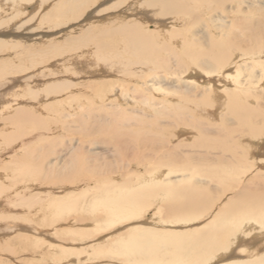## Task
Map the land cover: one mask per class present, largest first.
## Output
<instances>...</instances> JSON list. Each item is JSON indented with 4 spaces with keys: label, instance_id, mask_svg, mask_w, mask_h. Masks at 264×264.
<instances>
[{
    "label": "bare ground",
    "instance_id": "obj_1",
    "mask_svg": "<svg viewBox=\"0 0 264 264\" xmlns=\"http://www.w3.org/2000/svg\"><path fill=\"white\" fill-rule=\"evenodd\" d=\"M96 1L98 0H37L38 3H36L35 0H0V28L6 26L9 23H12L20 15L26 13L27 10L31 13V15L36 14V16L31 17V19L38 16L37 19H40L41 23L44 22L45 25L47 24L48 28L52 29L54 27H58L59 30L61 27L68 24L70 25V23L72 22L74 24L76 20L84 17L82 23H78V25H74L72 27L73 29L81 25L80 27L83 28V31H76L75 35L70 36L71 34L68 35L67 31L70 32V30L72 29H70V27V30L62 28L60 31H58V34H62L60 39H63V43L50 45L47 44L46 48H37L36 51H34L36 56L43 58L51 53L60 51L66 52L68 50L69 52H71L70 50L73 49L77 50L79 55L87 53L89 56H91L93 53H95L96 55L94 54L91 57L90 63L96 64L98 67H100V64L107 63L105 70L103 71L104 76L102 77L98 75L100 77L98 81H101V83L92 85L90 84L92 83L91 81L89 83V87L92 90L90 91V100L93 104V110L95 109L97 111L96 116L98 117H96L95 114H90V111L88 110L89 108H87V110L89 111V115H87V117L89 116L90 119L92 117L96 124H98L99 129L98 127L94 126L95 123H91V127L89 128L81 127V130L84 131V140L79 139L73 140V142H68V144L64 146L62 152H59L56 157L50 159V161L46 162L45 164L43 163L35 166V164H31L35 161L29 162V160L24 159L26 161L23 162L20 161V158L14 155L13 158L9 157L12 161L8 159V162L10 161L9 164L12 166V169L9 167L11 170L7 168L10 172L6 169V167L4 169H1L0 192H4V189L6 188L5 185H7L6 182H11V186H16L17 184L24 182V185H22L20 191L16 190V197L14 199L11 198L10 200H13L15 202L20 201L18 203L19 205L15 206L17 207V210L15 209L14 211H16L17 214H22V216L24 215L23 220L25 221L24 223H26V225L23 226H9L8 224H6L4 232L6 233V231H8L11 234H15L16 232H18L21 234V236L22 233H36L39 235L44 233L46 229L44 230L41 225H44L42 224V221H44L45 218L43 217L44 213H46V211L48 212V208L45 206V204L47 203L46 201H48L49 198L51 199V207L53 210L57 209L58 212H62L64 210L70 211L75 209L76 212L78 211L77 204L78 200H80L78 196L81 195H74L73 193V195H71V193H68L73 191L74 189H77V187L73 188L72 186L63 184L61 186L63 188L60 187L59 189H57L56 187H53L45 189L42 187L46 186L47 183L43 184V182H47L49 180V184L54 179H62L63 177L65 179H67L68 177L70 178V175H73L75 170L80 169L91 172L96 176L103 175L104 171H106V175L108 172V177L103 179L102 185L96 184L95 186V189L96 187L98 189H103L105 191V195L103 199H100L98 201L96 200L97 204L95 206H97V208L98 206H100L101 208H104L103 211L106 210L108 212L109 215H107L105 218H109V221H106L107 223L109 222L110 225L115 222L117 223L116 226L121 227L125 223H127L136 226V228L132 230L130 229L128 233L120 237L121 239L119 240V248L117 250H113L111 247L104 248L103 245L100 247H91L92 249L101 250V253L108 255L115 254L119 256V259L122 262L127 263L131 260L136 264H264V165H259L260 167L258 168L257 166L256 168H253L254 165L248 167L249 161L247 160L249 154L251 155V153H249V148L259 147L262 137H264V1L251 0L248 2L247 0H238L237 5L235 2V5L230 6L231 8L235 9L236 7L237 9L239 8V5L241 3L244 4L247 2L248 6L252 5L253 7L256 6V4L258 6L255 7V9L257 13H259L261 19L258 22L259 26L251 29L252 27L247 22L245 23L246 25L244 23L241 24V30L243 31L241 33H245V35H243L245 37V40L238 41V38L237 40H232L236 37V35H232L233 37L229 36L230 39L228 38L227 42L222 39H217V41H215L213 40V38H211L210 33H207L206 31L205 34L208 35V40H206L205 42L206 48L202 49L201 51L197 49L198 53H192L193 51L190 50L185 51L183 53L185 59L182 58L183 55L181 57V55L179 56L177 54L178 52L176 50H173L176 46V43H174L175 46H173V49L171 48L169 50H165L166 45L163 44H165L166 42H160L167 36H171L170 39H172V32L175 29H178L175 28L177 25L173 22L174 20H176V17L174 18L173 16H168L165 17L162 22L159 21L160 23H162L161 29L158 27L161 32H157L159 37H161L160 40H157V37H153V33L157 29V25L156 27L151 26L150 29L143 26V24L147 23V20H150L149 18H147V15L150 14L151 16L152 14H176L177 12H180L182 10L187 13L189 10L186 9L188 8V5L193 1L196 2L199 0H133V5L136 4L137 7L135 6V9H139L138 13L142 16L140 19L143 22L138 18H134L133 16L128 17V14H126V10L124 12L121 10V13H117L115 15H95L98 14V11L96 12V10L98 9L96 8V10H94L92 6ZM126 1L127 0H119V2H117L116 0L117 3L114 1L115 4L113 1H110L108 4L102 2L100 6H104L105 9V7H107L108 5L109 9L107 10H110L111 8L112 10L115 9L116 11V8H119L120 6L125 4ZM213 1L222 4L226 1L229 2V0ZM50 3L51 6L49 5ZM23 6H26L27 8ZM45 6H50V8L48 7L49 11L45 9L47 8ZM41 8L43 9L40 10ZM8 9H10V11L11 9L14 10L9 12V14L4 15V13L7 12ZM129 10L134 11V9L130 8ZM103 13L107 14L108 12L103 11ZM26 17L27 21H30V18L28 19V14L26 15ZM199 18L200 17H197V20ZM117 19L119 22L115 23ZM218 19L222 22V25H225L224 20L221 17H218ZM177 20H179V18ZM27 21L26 19H24V21L21 20L18 23L15 22V24H12L10 26H12L13 28V26L17 24L16 28H18L19 25V27H22L23 23H28ZM97 24L103 25V28L98 31L99 33L94 29L96 28L94 26H97ZM174 32H176V30ZM2 33H0L1 36ZM202 33V38L206 39V37H204V32ZM241 33L240 35L242 36ZM6 34L8 33H5V37ZM55 34H57V32ZM106 35L119 36L120 41H118L121 45L119 47L117 46V48L115 49L116 52H114L117 54H121L119 63L113 61V59H116V57L114 56L115 54H112V52L111 54H103V52L105 51L102 38ZM1 36L0 52L7 46L14 50L22 47L26 48L23 46L24 43L20 44L10 41V37H15L16 35H7L6 39ZM47 36L51 35L47 34ZM39 38L36 39L39 40ZM175 38L176 37H174L173 39ZM19 42L21 41L19 40ZM91 44L93 45V47H89L92 46ZM189 45L190 43H188V41L183 40L180 47L191 48L189 47ZM31 50L33 51V49ZM161 52H167L166 56L163 57L162 55L161 57ZM80 57L82 58L83 56ZM34 58L35 57H33V59L31 60H34ZM185 60H188L189 64H186L187 62ZM84 63L88 64L89 62ZM4 64L5 62H0V87L10 82L13 83L14 78H10V72L12 70L21 72V69L18 67L8 68L7 64ZM70 64L72 66L74 65L75 68L84 71L85 67L83 69H80V67H76L78 64H82L79 61H72ZM85 64H83V66ZM115 64L119 65V68H117ZM64 66L68 68L69 65ZM106 68H108L109 70ZM191 68L196 70L195 75H191V73L195 72V70H192ZM48 69L49 71L52 70L50 68ZM200 70L204 72V76H201L199 74ZM185 72L188 74V77L182 75V73ZM50 73L51 75L57 74V71L52 70L50 71ZM74 73L76 74V72ZM156 73L161 75L158 76V74ZM42 74L44 76L46 73L42 72ZM242 75L244 77L243 79L241 78ZM46 76L47 75H45V78ZM101 77L107 79L109 78V80L104 83ZM175 78L177 79L175 80L176 83L179 85L178 91H176L177 86L174 90L171 89L173 88L171 85V81H174ZM17 79L19 78H16V80ZM139 79L141 80V84H138ZM220 84L224 86L221 91L219 90ZM106 85L110 86L106 88ZM162 85H167L170 87V89H163ZM30 86L31 85H29V87ZM35 87L37 88L36 85L34 86V88ZM70 87L71 86L69 85V82L67 80H61L58 78L54 83L49 84V86L47 87V91H44H46V94L48 95L58 93L60 94L65 90V92L67 93ZM10 90H12L11 84ZM38 90L39 89L37 88V91ZM177 92H179L180 94H178ZM26 94L25 96L28 99V95ZM160 94L162 95L161 97L159 96ZM213 94H215V99L218 101H216L217 104H215L214 101L215 105L211 104L209 106V109L201 110L200 104H208L207 101L210 97L212 98ZM39 95L40 93H38V97ZM83 95H85L84 92ZM174 96H176V101H174ZM256 97H259L260 99ZM32 98L36 99L37 97L35 98V96H33L32 94L31 100ZM55 98L58 97L54 95L52 97H48L47 95H45L44 99L38 102L34 101L33 103L31 101V103H26V100V102H13L15 101V99H13V101H11L12 103H10L9 100H6L4 102L3 100H1L0 119H4L9 123V125H14L15 128L16 126H20L22 128V126L24 127L32 124L35 127L38 125L42 126V120L45 116H47V113L42 108L44 106L43 104L44 102H47L49 100H51L50 102H52ZM177 99H179V101H177ZM59 100L62 101V99ZM28 105L32 106L33 111L29 109V107H25ZM260 107L262 108L259 109ZM48 108L49 107H47V110L52 109L51 106L49 109ZM66 108L67 107L63 109ZM73 108L74 110L77 109L82 112L85 107H83V104H79L77 106H73ZM191 108L196 112L200 110L199 115H204V119H206L204 120V123L198 122L196 119L197 117L195 118L192 114H190ZM13 110L14 112H12ZM217 110H219V114L217 113ZM225 110L226 113H224ZM100 114H102L101 119ZM77 115L79 119L78 122L82 123V125L84 126L85 121L83 122L82 119V117L84 116L76 114L73 111L69 110L63 114V116L67 119L70 117H76ZM3 117L8 118L5 119ZM113 117L120 119V121H116V119H114L116 121H114V123L119 125L120 128L123 129L115 130V128H113L114 123L108 122ZM160 117L168 118V120L160 121ZM162 118L161 120H163ZM178 123L185 124H183V126H178ZM130 126H132L133 128H130ZM172 126L176 127V130L174 132L176 142L183 141L184 143L185 141H190L191 139L196 137L195 140H192L194 141V143H197L195 145L196 147L205 146L208 150H216L211 153L208 152V155H205L208 159V161L206 162V164H208L207 166H205L206 168H195V165L204 166L205 164L204 158H199V155L197 158L192 157L197 163L192 162L190 164L191 166L189 164H185L183 166V163H185L183 159L179 160L172 158L169 159L166 163L167 166L172 168H165L164 171H161L162 168H157L160 171H157L153 174H144L143 176L141 175L142 178L139 179V182L137 181V183L139 184H136L137 186L134 185V187H130L128 185L130 183V181H128L127 179L129 178V176L124 177L123 172L119 171L118 169V171L116 169H113L118 163H114V166L111 161L103 160L105 163L103 162L104 164L101 166L98 165V168H91L90 166L89 168H77L80 167V155H85L87 158H89V161L97 157L95 156L97 154L91 152L92 148H90L92 145L97 144V141L88 139V137L93 135V131L91 129H97V131H99V134L101 130H105L106 133V130L108 131L111 129L120 133L122 132L121 135L123 136L124 144H133L135 140L141 139V146H143L142 148L144 153L143 155H146L145 157L149 155H157L155 159L159 158V160H162L164 154H174L176 150L175 147L170 148L167 145V137L169 135L168 129H170ZM234 126L235 128L233 129ZM234 132L241 133L242 135L238 134V136L245 139H242L241 142L237 144V142H234L236 138V136L233 135ZM200 133L204 137L203 139L202 136H199L198 138V135ZM35 134L36 135L32 137L33 140H40L42 138V135L40 133L36 132ZM114 134L115 137H119L116 132H114ZM10 136H12V134H10ZM190 136L192 137L191 139L189 138ZM210 136L214 137L211 138ZM247 137L249 138V141ZM107 142L109 143V141ZM51 144L52 143H50L49 148L46 149L47 154L50 153V150L53 147V145ZM7 147L5 148L8 150L7 153H9V146ZM186 147L190 148V144L186 145ZM39 148H41L40 151L44 149H42V147ZM15 151L17 152L16 149ZM108 151L112 150L107 149L104 150L103 153H106ZM23 152L26 153V151ZM34 152L37 151L34 150ZM254 152L257 153V151ZM227 153H229V155H227ZM253 156L251 155V157ZM28 157L31 156L29 155ZM29 159L31 160V158ZM155 159H150V163L152 165L154 164ZM164 164L159 161L160 166ZM125 166H122V168H125ZM118 168H121V166H118ZM186 170L190 172H186ZM184 172L185 174H183ZM176 173H179V175H173ZM168 176L175 177L176 179L170 181ZM194 176H204L205 179H193ZM165 178L166 181H163ZM118 180H120L119 183ZM212 181L215 183V192L216 190L222 191L232 189L234 191V193L229 197H226V199L215 210H212V206L217 195H215V193L211 192L209 189H206L204 187L205 185L203 186L201 184H207L208 182ZM19 186L21 187V185ZM28 189H30L31 192H34L27 197L25 196V191ZM64 192L65 194H63ZM51 196L56 197H54L53 199ZM7 198H10L9 195H6L4 197V202L2 201L3 204L5 203L4 205H11L13 202L8 201ZM16 198H19L20 200H16ZM154 205L156 206V210H154L152 214L151 210H153ZM151 207L152 209L149 210L151 212V215H148L147 220L151 221L156 216V219L158 220L157 227L160 226L161 230L153 231L143 227L149 226V224L148 226L145 225L147 224V221L143 220H145L146 215L148 214L147 212H149L148 209H150ZM202 211H204L208 216H206V218H204L203 220L195 218ZM34 216L36 218L39 217L41 223H39V221H32ZM191 217L195 219H191ZM15 219L17 218L15 217ZM134 221L138 222L134 224ZM194 221H197L198 223L193 224L192 222ZM203 221L204 223L201 226L199 222ZM180 224H187V226L193 225V227L197 228H195L194 230L191 229L192 231L184 233L183 231L174 233L173 231L164 230L169 226L175 228V226ZM83 225L86 226L85 223ZM91 225L93 226H87V229L86 227H83L84 229L80 228V230L78 231L71 230V232L74 236L80 238L88 237L87 235H92V233H96V231L98 230L96 222H93V224ZM126 227H123L121 229H126ZM55 231H53L52 229L47 233L52 236V234L55 235ZM4 232L0 234V237L7 234H5ZM36 234L34 236H36ZM23 239H19V241H16V244L20 249L23 245L25 246V244L23 243ZM92 243L94 244V242H90L88 245L92 246ZM234 246H237L238 248L236 252L234 251L235 253L233 252Z\"/></svg>",
    "mask_w": 264,
    "mask_h": 264
},
{
    "label": "rangeland",
    "instance_id": "obj_2",
    "mask_svg": "<svg viewBox=\"0 0 264 264\" xmlns=\"http://www.w3.org/2000/svg\"><path fill=\"white\" fill-rule=\"evenodd\" d=\"M98 1H96L94 3V5L92 6L94 8V10H96V8L98 9V10H96V12L98 11V14H95V15H99V16L115 15L117 13H121L122 11L124 12L126 10V14H128V17L133 16L134 18H138L140 21H142L140 19L142 16L138 13L139 9L138 10L135 9L136 4L134 3L135 5H133V2H132L133 0H127L125 2V4H123L119 8H116V11H115V9L112 10L111 8H110V10H107V9H109L108 5H107V7H105V9H104V6L103 7H102V5L100 6V4H102V2L108 4L110 1H113V2L115 1L116 2V0H98ZM212 1L213 0H199V1H196L197 3L195 1H193V2L190 1L191 4H189L188 8H186L187 10L189 9L187 13H185V11L182 10L180 12H177L176 14L175 13H171V14H161V15H158V14L153 15L152 14V16H151V14L147 15V18L150 19V20H147V23H148L149 26L147 25V23H144L143 26L151 29V26H155L156 27V25H157V27H156L157 29L153 33V35H154L153 37H157V40H160L161 37H159V35H158V33L161 32L160 29L162 27V23H160V22H162L163 19L165 17H168V16H173L174 18L176 17L175 18L176 20H174L173 22H174V24L177 25L175 28H178V29H175L176 32H174L175 30L172 32L173 33L172 39H170L171 36H167L168 38L166 37L165 39L161 40L160 42L164 41V42L167 43V44L166 43L163 44V45H166L165 46V50H167V49L169 50L171 48L173 49V46L176 45L173 50L174 51L176 50L178 52L177 54L179 56L181 55V57H182V55H183V53L185 51L190 50V51H193L192 53H198L197 49L199 51H201L202 49L206 48L205 42H206V40H208V38H207L208 35L205 34L206 31H207V33H210L211 38H213V40H215V41H217V39L218 40L222 39V40H225V42H227L228 38L230 39L229 36H232V35H234V36L236 35L235 39H232V40H237V38H238V41H241V40H245V37L243 36V35H245V33H241V32H243L241 30L242 29V26H241L242 23L245 24L247 22L252 27L251 29L255 28L256 26H259L258 22L261 19H260L259 13H257V11L255 9V7H258L257 4H256V6H253V7H252V5H250V6L247 5V3L249 1H251V0H247L248 2L244 3V4L241 3L239 5V8H237V9H236V7L234 9V8H231L230 6L235 5V2H236V5H237L238 0H229V2L226 1L223 4L215 2V1H213L214 2L213 3ZM255 1H264V0H255ZM35 2L38 3L37 0H35ZM115 2H114V4H115ZM117 2H119V0H117ZM49 5L51 6V3ZM103 5H105V4H103ZM50 6H45L47 8H45V7H43V8H45L46 10L49 11ZM220 6H222V7H220ZM23 7H26V6H23ZM43 8H41L40 10H42ZM129 8L130 9H134V11L133 10H129ZM248 9H250V10H248ZM13 10L11 9V11H13ZM11 11H10V9H8L7 12L4 13V15L9 14V12H11ZM103 11H106L108 13L104 14ZM27 14L29 15L28 19L30 18V21H27V17H26ZM30 15H31V13L27 10L26 13H23L22 15H20L21 17L19 16L12 23H9L6 26H3L4 28L3 27L0 28V33L3 32L2 33L3 38L6 39L7 35H10V36L11 35L12 36L16 35L15 37H10V39H11L10 41H13L15 43H20V44L24 43L23 46L26 47V48H23L21 46L22 48H17V49L14 50V49L10 48L9 46H7L5 49H3L0 52V54H1L0 55V62H5V64H7L8 68L9 67L10 68L11 67H13V68L18 67V68L21 69V72L20 71L16 72L15 70H12L10 72V78L11 77L14 78L13 83L10 82V83H8L9 85L6 84V85H2L0 87V101L3 100V102H4L6 100H9V102L12 103L11 101H13V99H15V101H13V102L25 101L26 100L27 101V102L25 101L26 103H31V102L33 103L34 101L38 102V101L44 99L45 95H47L48 97H52L54 95V96H57L58 98L53 99L52 102H50L51 100H49L47 102H44V104H43L44 106L43 105H42L43 107L41 106L44 109V111L47 113V116H45L43 118V120H42L43 121L42 122V126L38 125V126L35 127L32 124L33 126L32 125L24 126V127L22 126V128L20 126L19 127L16 126V128H15L14 125H11V124L9 125V123L7 121H5L4 119H0V127H1L0 128V172H1V169L2 168L4 169L5 167H6V169L7 168L8 169H10V168L12 169V166L9 164L10 161L8 162V159L11 160L10 158H13L14 155L17 156L18 158H20V161H23V162H25L26 160H29V162L35 161V162L31 163L33 165L35 164V166H38V165L43 164V163L45 164L46 162L50 161V159H53L54 157H56V155L59 152H62V150L64 149V146L66 144H68V142H73V140H79V139H83L84 140V135H83L84 131L81 130V127L89 128V127H91V123L92 124L95 123L94 126L98 127V124H96V122L91 117V115H90L91 119L89 118V116L87 117V115H89L88 114L89 111H90V114H95V116L97 115L96 114L97 111L95 109L93 110V104H92V102L90 100L91 99V95H90L91 92L90 91H92V90H91V88L89 86H90V84L92 85V84L101 83V81H98L99 78H100L98 75H100L102 77L104 76L103 71L105 70V67H106L107 63L100 64V67H98L96 64L90 63L91 57L95 53H93L91 56H89L87 53H83L82 55H79L78 51L77 50H73V49L70 50L71 52H69V50H68L66 52L60 51V52H56V53H51V54H48V56L43 57V58H40V57L36 56V54L34 52V51H36L37 48H41V47L42 48H46L47 44L48 45L57 44V43L58 44H62L63 43V39H60L62 34L61 33L58 34V31H60L62 28H65V29L68 30L69 27H70V29H72V27L74 25H78V23H82V20H83L84 17L83 18H79L78 20H76L74 22V24L72 22V23H70V25L68 24L66 26L61 27L60 30H59L58 27H54L52 29L48 28L47 24L45 25L44 22L41 23V20L37 19L38 16L36 18L31 19V17L36 16V14H32L31 16ZM193 15H196V16H193ZM99 16H97V17H99ZM250 16L253 17V18H251ZM197 17H200V18L197 20ZM218 17H221L224 20L225 25H222V22L218 19ZM178 18H179V20H177ZM246 18H247V20H246ZM24 19H26V21L28 23H26V22H25L26 24L23 23L22 27H19L20 26L19 25L18 28H16L17 24L14 25L13 28H12V26H10L12 24H15V22L18 23L21 20L24 21ZM118 22L119 21L117 19V21H115V23H118ZM156 22H157V24H156ZM39 26H41V27H39ZM80 26L73 28L72 29L73 31L69 29L70 32L67 31L68 32L67 34L68 35L71 34L70 36H72V35H75L76 31H80V32L83 31L82 30L83 28L80 27ZM100 26H102V27H100ZM66 27H68V28H66ZM94 27H96V28H94L95 31L98 32L100 29L103 28V25L102 24H97V26H94ZM158 27L160 29H158ZM104 29H105V27H104ZM194 29H195V31H194ZM148 31H150V30H148ZM199 31L204 32V37H206V39L202 38L203 37V33L199 32ZM56 32H57V34H55ZM244 32H245V30H244ZM5 33H8V34H6V37H5ZM44 33H45L46 36L44 35ZM192 33L195 34V35H193ZM240 33L242 34V36L240 35ZM47 34L51 35L52 37L51 36H47ZM56 35H57V37H56ZM39 36H40V38H39ZM22 37H24V38H22ZM35 37L39 38V40L36 39ZM174 37H176V38L173 39ZM192 37H193V39H192ZM199 37H200V39H199ZM17 38L21 42H19V40ZM34 39H36V40H34ZM48 39H49V41H48ZM23 40H24V42H23ZM118 40L120 41L119 36H117V35H111V36L106 35V36H104L102 38V42L104 44V51H105V52H103V54L104 55L107 54V53L111 54V52H112V54L113 55L115 54L114 56L116 57V59L114 58L113 61H115L117 63H119V59H121V54L114 53V52H116L115 49L117 48V46L119 47L121 45ZM177 40H179L180 42L177 41ZM183 40L188 41V43H190L189 47H191V48L180 47V45H182V41ZM190 40H192V41H190ZM31 42H34V43H31ZM38 43H40V44H38ZM174 43H176V44L174 45ZM34 44H37V45H34ZM89 47H93V45L89 46ZM166 47H168V48H166ZM176 47L179 48V49H177ZM31 49H33V51ZM183 49H184V51H183ZM22 50H24V51H22ZM163 53L164 52H161V54H160L161 57H162V55H163V57H165L166 54H167V52L164 53L165 55ZM1 56H2V58H1ZM32 56L35 57L34 60H31V59H33ZM50 56H52V57H50ZM80 56H83V57L81 58ZM85 57H86V59H85ZM88 57H89V59H88ZM182 58L185 59V56L183 55ZM35 59H37V60H35ZM77 60L80 63H82V64H78L77 66L76 65L75 66L78 67V68L80 67V69H83L85 67L84 71H86V72H84L83 70L81 71V70L75 68L74 65L72 66L70 64L72 61L78 62ZM84 60H86V61H84ZM185 61L187 62L186 64H189L188 60H185ZM84 62H86V63L89 62V63L85 64ZM83 64H85V65L83 66ZM64 65H67V66L69 65V66L67 68ZM32 66L35 67V68H33ZM101 66H102V69H101ZM115 66L117 68H119V65L115 64ZM88 67H90L92 70L90 68H88ZM48 68L52 69L53 71H57V74H52L53 75L52 76L51 73H50V71H52V70L49 71ZM106 69H108V68H106ZM192 70H195V69H192ZM63 71H64V73H63ZM42 72L46 73L45 74V75H47L46 78H45V75L43 76ZM58 72H59V74H58ZM74 72H76V74ZM82 72H84V73H82ZM17 73H19V74H17ZM34 73H36V74H34ZM195 73H196V70H195V72L191 73V75H195ZM197 73H198V70H197ZM203 73L204 72L202 70L199 71V74L201 76H204ZM89 74H91L92 76L89 75ZM156 74H158V73H156ZM95 75H96V77H95ZM159 75H161V74H158V76ZM182 75L185 76V77H188L187 76L188 74L186 72L182 73ZM105 76H106V74H105ZM7 77H8V75H7ZM102 77H101V79H103L102 81H104V83H106L107 80H109V78L107 79V78H102ZM16 78H19V79L16 80ZM31 78H33V79H31ZM58 78L61 79V80H67L71 87L69 88L67 93L65 92L66 91L65 90V91L61 92L60 94L59 93L58 94H51V95L49 94L50 95L49 96L48 94H46L47 93L46 92L47 91V87L49 86V84L54 83L55 80H57ZM241 78L242 79L244 78L243 75L241 76ZM34 79H35V81H34ZM175 80H177V79L175 78L174 81H171L172 82L171 85L173 87L171 89L174 90L176 88V86H177L176 91H178V86L179 85L176 83ZM37 81H38V83H37ZM90 81L92 83H90ZM213 82H215V81H213ZM25 83H30V84H25ZM33 83L39 89L38 91H37L36 87L34 88L35 85ZM10 84H11L12 90H10ZM138 84H141V80L140 79L138 80ZM29 85H31L32 87L31 86L29 87ZM109 86L106 85L105 87L107 88ZM96 87H98V86H96ZM162 88L163 89H170V87L167 86V85L166 86L162 85ZM223 88H224V86L220 84L219 90L221 91ZM44 90H46V91H44ZM82 91L84 92L85 95H83ZM24 93L25 94L27 93L26 95H28V99H27V97L25 96ZM38 93H40L39 97H38ZM177 93L180 94L179 92H177ZM23 94H24V96H23ZM32 94H33V96H35V98L36 97L37 98L36 99L32 98V100H31ZM65 95H67V96H65ZM159 96L161 97L162 95L160 94ZM256 98L260 99L259 97H256ZM59 99H62V101L59 100ZM175 99H176V96H174V101H176ZM68 101H70V102H68ZM177 101H179V99H177ZM214 101H215V104H217L218 101L215 99V94L212 95V98L211 97L209 98V100L207 101L208 104H204V102H203L204 105L200 104V109L201 110L209 109V106L211 104L213 105ZM79 104H81V105L83 104V107H85L82 112H80V110H77V109L74 110V108H73V106H77ZM47 105H49V106H47ZM50 106L52 108L51 109L52 111L49 109ZM25 107L26 108L29 107V109L32 110V106H30V105L25 106ZM47 107H49L48 108L49 110H47ZM62 107L63 108L67 107V108L63 109ZM87 108H89L88 109L89 111L87 110ZM261 108L262 107H260L259 109H261ZM68 110L69 111H73L76 114H80V115H82L84 117H85V114H86L85 118L82 117L83 122L85 121L84 122V126L82 125V123L78 122V120H79L78 119V115L76 117H70L68 119L65 118L63 116V114L66 113ZM12 112H14V110ZM199 112H200V110H198V112H196L194 109L191 108L190 114H192L195 118L197 117L196 119H197L198 122L204 123V120H206V119H204V115L202 116L200 114L201 115L200 116ZM81 113H83V114H81ZM217 113L218 114L220 113L219 110H217ZM224 113H226V110H225ZM96 117H98V116H96ZM3 118L7 119L8 117H3ZM101 118H102V114H100V119ZM161 118L162 117H160V119H159L160 121L168 120V118H165V117L162 118L163 120H161ZM114 119H116V121L117 120L120 121L119 118L113 117L108 122L109 123L110 122L114 123V121H115ZM221 123H223V122H221ZM183 124H185V123H182V124L178 123V126H183ZM218 124H220V123H218ZM132 126H130V128ZM142 127H140V128H142ZM113 128H115V130L123 129V128H120V126L115 124V123L113 125ZM234 128H235V126L233 127V129ZM98 129H99V127H98ZM91 130L93 131L92 132L93 135L88 137V139H91L92 141L93 140L97 141V144H94V145H92L90 147V148H92L91 152L96 153L97 155H95V156H97V157L95 159H92V160L89 161V158H87L85 155L84 156L80 155L79 156L80 167H77V168H83V167L89 168V166L91 168H98L99 166L103 165L105 163L104 161H106V160L111 161L113 164L114 163H116V164L118 163L116 166L114 164L115 168H113V169H116V170L118 169L119 171L123 172V176L124 177L129 176V178H127V179H128V181H130V183L128 184L130 187H134V185L139 184V183H137V181L139 182V179L142 178V176L144 174H153V173H155L157 171H160L157 168H162L161 171H164L165 168H172V167H169V166L166 165V163H167V161L169 159H172V158L179 159V160L183 159V161L185 162V163H183V166H184L185 164H187V165L189 164L190 165L192 162L195 163L196 161H194L195 159L192 158V157H196L197 158L198 155H199V158H204V163L206 164L208 159L206 158L207 156H205V155L206 154L208 155V152L211 153V152L216 151V150H213V149L208 150L205 146L196 147L195 145L197 143L196 142L194 143V141H192L193 139L195 140L196 137L191 139L192 137L190 136L189 138L191 140L190 141L187 140L184 143H183V141L176 142L175 141L176 137H175V133H174L175 130H176V127L172 126L170 129H168L169 130V135L167 137L168 138V141H167L168 144L167 145L170 148L175 147L176 148L175 153L174 154L173 153L172 154H164L163 159L159 160V158L155 159V157L157 155H155V156L149 155L147 157H145L146 155H143L144 153H143V148H142L143 146H141L142 145L141 139L135 140L133 142V144H130V143L129 144H127V143L124 144L123 143L124 139H123V136L121 135L122 132L120 133L118 131H115V130L111 129V130H108V131L106 130L107 134L105 133V130H101L100 134H99V131H97V129H95V130L91 129ZM36 132H38V133H40L42 135V136L40 135L42 137L40 140H33L32 139V137L36 135L35 134ZM114 132H116V134H118V136L121 139L119 137H115L114 136L115 135ZM10 134H12V136H10ZM238 134L242 135L241 133H238V132H234L233 133V135L236 136L234 142H237V144H239V142H241L242 139H245V138H240L238 136ZM104 135H105V137H104ZM199 136L201 137L202 134L200 133L198 135V138H199ZM210 137L213 138L214 136H210ZM203 138L204 137L202 136V139ZM247 139L249 141L248 137H247ZM20 141H22V142H20ZM30 141H32V142H30ZM107 141H109V143ZM6 142H8L9 144L6 143ZM50 143H52L51 145H53V147L51 148L50 153L47 154L46 153V149L49 148V144ZM84 144H86V143H84ZM188 144H190V148L186 147V145H188ZM25 145H29V146H25ZM246 145H247V143H246ZM7 146H9V153H7V151H8L7 150L8 149ZM18 146H20V147H18ZM262 146H263V148H262ZM5 147H7V149ZM39 147H42V149L43 148L44 149L42 151H40L41 148H39ZM139 148L142 149V150H140ZM15 149L17 150V152L15 151ZM23 149H26V150H23ZM107 149H110L112 151H108L106 153H103V151L107 150ZM186 149H188V150H186ZM249 149H248L250 151L249 153H251L252 156L254 155L253 156L254 158L251 157V155L249 154V156L247 157L248 158L247 160L249 161L248 162V167H250L252 165H254L253 168H256V166H257V168L260 167V166H263L264 165V153H262V152H264L263 151V149H264V137H262V140L260 142V146L259 147H254V148L251 147ZM34 150L37 151V152H34ZM197 150H199V151H197ZM23 151H26V153H24ZM254 151H257V153L254 152ZM260 153H261V155H260ZM49 154H50V156H49ZM7 155H9V156H7ZM27 155L28 156L30 155L31 157H28ZM227 155H229V153H227ZM259 156L262 157V158H260ZM29 158H31V160ZM24 159H26V160H24ZM150 159L151 160L155 159V162H154L153 165L150 163ZM253 159H254L255 163H254ZM159 161L162 164H164V163L165 164L160 166L159 165ZM258 161H259L260 164L258 163ZM261 162H262V165H261ZM257 163H258V165H257ZM155 164H156V166H155ZM205 164H204V166H198V165L196 166L195 165V168H206L205 166H207L208 163L206 165ZM118 166H121V168H118ZM122 166H125V168H122ZM153 168H155V169H153ZM186 172H190V171L186 170ZM104 174L96 176V175L92 174L91 172H87V171H84L83 169H80V170H75L74 174L70 175L71 179L69 177L67 179H65L63 177L62 179H60V178L54 179L49 184H48L49 180L47 182H43V184L47 183V185H48V186L46 185V186L42 187V188H45V189L46 188H53V187H56L57 189H59L63 184L64 185L67 184L69 186H72L73 188L77 187V189H74L73 191L68 192V193H71V195L78 194V195H81V196L77 195L78 198L80 199V200H78V204H77V210H78L77 212H76L75 209L74 210H70V211L64 210L62 212H58L57 209L53 210L52 207H51V204H52L51 199L47 198L49 202L46 201L47 203L46 202H44V203L47 204V205L45 204V206L48 208V212L46 211V213H44V215H43V217H45L47 221L44 218V221H42V224H44V225H41V227H43L44 230L46 229V231L44 233H42L41 235L36 234V233H27V234L26 233H22V236H21V234L18 233V232H16L15 234H11L8 231H6L7 234L9 233L7 235L4 232L5 228H6V224H8L9 226L10 225H12V226H16V225L17 226H19V225L23 226V225H26V223H24L25 221L23 220V216L24 215L22 216V214H17L16 211H14L15 209L17 210V207H15V206L19 205L18 203L20 201H16L15 202L13 200H10L11 198L14 199L16 197L15 196V193H17L16 190L20 191V189L22 188V185H24V182H22L20 184H17L16 186H11V184H12L11 182L10 183L6 182L7 185H5L6 188L5 187L4 188L7 189V190L4 189V192L3 191L0 192V215H1L0 216V234L3 233V232L6 234V235L0 237V264H131V263L132 264H136V263L132 262L131 260L128 261L127 263L122 262V261H120L119 256H117L115 254L108 255V254L101 253V250H98V249L94 250V249L91 248V247H94V246H99L100 247V246L103 245L104 248L105 247H111L113 250H117L119 248V240L121 239L120 237H122L126 233H128L130 229L132 230V229L136 228V226H133V225H130V224H127V223H125L121 227L120 226H116L117 223H115V222L112 223L113 225L112 224L110 225L109 222L107 223V221H109V218L108 217H107L108 219L105 218L107 215H109L108 212L106 210L103 211L104 208H101L100 206H98V208H97V206H95L97 204V201L100 200V199H103L104 195H105V191L103 189H100V188L98 189L97 187L95 189L96 184L102 185L103 179L108 177L107 176L108 172H107V175H106V171H104ZM183 174H185V172ZM158 175H161V174H158ZM173 175H179V173H176V174H173ZM168 178L170 179V181L176 179L175 177H172V176H168ZM199 178L205 179L204 176L203 177H198V176H194L193 177V179H199ZM65 180H67V181H65ZM86 181H88V182H86ZM119 181L120 180H118V183H119ZM163 181H166V178ZM201 184L203 186L205 185L204 187L206 189H209L211 192H214L215 195H217L215 198L216 199L218 198V199L214 200L213 206H212V210H215L216 208H218L220 206V204L226 199V197H229L231 194L234 193L233 189L232 190H222V191H217L216 190V192H215V190H214L215 183L213 181L212 182H208L207 184L206 183L205 184L201 183ZM19 185H21V187ZM61 188H63V187H61ZM100 190H101V192H100ZM33 192H31V190L28 189V190L25 191V196L28 197ZM63 194H65V192ZM6 195H9V197H10V198H7L8 201H10V202L12 201L13 202L11 205L10 204L9 205H4L5 203L3 204L4 197ZM82 195H84V196H82ZM51 197L54 199V197H56V196H51ZM7 199H5V200H7ZM16 200H20V199L16 198ZM155 207L156 206L154 205L153 206V210H151L152 209V207H151L150 209H148V211L151 210V212L153 214L154 210H156ZM65 211H67V212H65ZM74 212H76V213H74ZM151 212L150 211L147 212L148 214L146 215L145 220H143V221H147V224H145V225L148 226V224H149V226L148 227L143 226V227H145L146 229L153 230V231L154 230L155 231L161 230L160 226L157 227L158 226V220L156 219V216L151 221L147 220L148 215H151ZM198 216H200L201 218L198 217ZM198 216L195 217V218L203 220L208 215L204 211H202L200 214H198ZM15 217L17 219H15ZM6 218H7V220H6ZM195 218L191 217V219H195ZM49 220H50V222H49ZM32 221H36V222L39 221V223H41L40 218L39 217L36 218L35 216H34ZM83 222L85 223L86 226L83 225L84 224ZM93 222L94 223L96 222L97 227H98V230L96 231V233L94 232V233H92V235H87L88 237H85V238H80V237L74 236L72 234L71 230L72 231H78V230H80V228L84 229L85 227L87 229L89 226H93V225H91V224H93ZM136 222H138V221H134V224ZM192 223L196 224L198 222L194 221ZM199 223L202 226L204 221L203 222H199ZM88 224H90V225H88ZM128 225H130V226H128ZM99 226H100V228H99ZM123 227H126V229H121ZM195 228H197V227H193V225L187 226V224H180V225L175 226V228L169 226L168 228H166L164 230L173 231L174 233L175 232L179 233V231H183V233H184V232L192 231L191 229L194 230ZM52 229H53V231H55V230L56 231L54 232L55 235L52 234V236H51L47 232L49 230H52ZM179 229H181V230H179ZM17 233L20 234V235H18ZM35 234H36V236H34ZM152 234H155V233H152ZM108 236H110V237H108ZM19 239H23L24 240L23 243L25 244V246L23 245L21 247V249L16 244L17 243L16 241H19ZM90 242H94V244L92 243V246H89L88 244ZM29 243H30V245H29ZM78 247H79V249H78ZM81 248H83V249H81ZM5 249H6V251H5ZM101 249H103V248H101ZM237 249H238L237 246H234L233 252L234 251L236 252ZM69 251H71V252L73 251V252L71 253ZM238 258H240V257H238ZM241 259H242V257H241Z\"/></svg>",
    "mask_w": 264,
    "mask_h": 264
}]
</instances>
